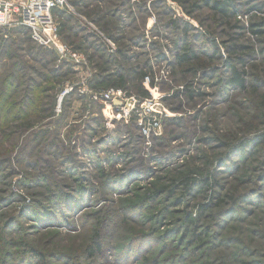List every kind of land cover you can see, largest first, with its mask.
<instances>
[{
    "label": "rangeland",
    "instance_id": "1",
    "mask_svg": "<svg viewBox=\"0 0 264 264\" xmlns=\"http://www.w3.org/2000/svg\"><path fill=\"white\" fill-rule=\"evenodd\" d=\"M216 1L0 19V264H264V0Z\"/></svg>",
    "mask_w": 264,
    "mask_h": 264
},
{
    "label": "built area",
    "instance_id": "2",
    "mask_svg": "<svg viewBox=\"0 0 264 264\" xmlns=\"http://www.w3.org/2000/svg\"><path fill=\"white\" fill-rule=\"evenodd\" d=\"M64 5L65 0H0V19L2 23L27 27L33 42L43 47L53 44L61 51L63 47L54 40L56 24L52 11Z\"/></svg>",
    "mask_w": 264,
    "mask_h": 264
},
{
    "label": "trees",
    "instance_id": "3",
    "mask_svg": "<svg viewBox=\"0 0 264 264\" xmlns=\"http://www.w3.org/2000/svg\"><path fill=\"white\" fill-rule=\"evenodd\" d=\"M231 6H235L233 3V0H218L215 2L214 8L220 12L224 17H230L233 14V10L230 9ZM57 9H54L52 11L53 12H57L55 11ZM264 25V22L262 23ZM264 31L261 30H254L255 34H260L263 33ZM184 49H186L187 51L179 54L178 55V62L181 63H191V65H196L198 63V59H197V55L196 53L191 50L190 46L188 47H183ZM194 63V64H192ZM143 77L141 76L140 79H142ZM230 85L235 86L237 88H245V81L244 78L241 76V73L239 71H237L235 68L231 67V76L227 81ZM182 181L185 183L186 187H189L190 189L194 186L197 185L199 183L200 186H208L211 187L212 183L208 181L207 177H204L202 179H200L198 181V183L196 182L195 178H190L188 176H185ZM97 244V242H95ZM98 245V244H97ZM96 245V246H97ZM98 247V246H97ZM93 249L89 250V253L92 254Z\"/></svg>",
    "mask_w": 264,
    "mask_h": 264
},
{
    "label": "water",
    "instance_id": "4",
    "mask_svg": "<svg viewBox=\"0 0 264 264\" xmlns=\"http://www.w3.org/2000/svg\"><path fill=\"white\" fill-rule=\"evenodd\" d=\"M116 104L118 103V101L115 102Z\"/></svg>",
    "mask_w": 264,
    "mask_h": 264
}]
</instances>
